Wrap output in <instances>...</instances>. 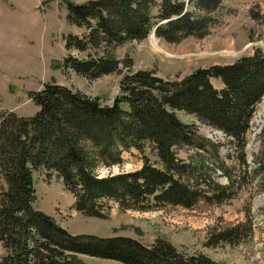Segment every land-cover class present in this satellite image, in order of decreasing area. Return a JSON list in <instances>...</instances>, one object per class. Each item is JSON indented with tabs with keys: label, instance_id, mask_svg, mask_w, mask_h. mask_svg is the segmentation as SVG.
Instances as JSON below:
<instances>
[{
	"label": "trees",
	"instance_id": "16d2710c",
	"mask_svg": "<svg viewBox=\"0 0 264 264\" xmlns=\"http://www.w3.org/2000/svg\"><path fill=\"white\" fill-rule=\"evenodd\" d=\"M223 1L65 0L68 21L84 30L81 37L69 34L65 47L87 53V58L70 55L62 66L89 79L122 73L121 62L111 55L115 47L146 39L154 27L168 42L204 37ZM252 15L264 22L258 11ZM125 63L132 66L131 59ZM122 74L121 96L111 105L54 82L30 92L40 108L35 115L1 113L0 180L5 185L0 192V242L6 253L0 264H85L76 254L126 264H219L205 254L180 253L163 239L146 245L128 236L72 234L36 208L39 170L48 179L56 173L74 194L75 208L98 217L106 216L112 202L121 209L143 211L158 205L192 208L201 201L219 205L243 187L232 177L222 184L205 170L204 154L222 166L220 142L202 135L196 123L183 121L177 111L222 130L246 164L247 134L264 96V50L256 48L232 63L199 68L180 79H164L150 70ZM213 78L223 86L215 87ZM181 147L195 153L183 157ZM132 148L143 155L141 169L100 175V166L121 163L123 152ZM152 152L158 164L150 160ZM257 162L254 171L264 186V141ZM247 230L248 224L239 222L216 231L208 243L237 245Z\"/></svg>",
	"mask_w": 264,
	"mask_h": 264
},
{
	"label": "rangeland",
	"instance_id": "374dc122",
	"mask_svg": "<svg viewBox=\"0 0 264 264\" xmlns=\"http://www.w3.org/2000/svg\"><path fill=\"white\" fill-rule=\"evenodd\" d=\"M82 4L89 0H71ZM264 16V0H224L214 14L216 23L204 37L189 36L179 42H168L156 34L146 39L128 41L114 48L111 55L121 62L122 73L137 70L154 71L164 79H180L199 68L228 64L264 50V22L253 18V12ZM65 0H0V115L13 111L19 116H32L39 106L30 92L40 91L47 83H59L81 90L102 103L111 105L121 96L122 73H112L89 79L67 72L64 60L72 55L87 58L77 49L67 50L69 34L83 36L84 30L71 24ZM262 19V18H261ZM152 37L157 40L153 44ZM96 56L102 53H93ZM131 59L132 66L125 60ZM215 87L223 84L212 79ZM124 108L128 105L122 103ZM185 122L197 124L199 132L220 142L222 166L214 164L210 154H204L206 171L217 181L229 183L232 177L243 185L236 197L223 203L201 201L192 208L176 205L155 206L149 210L121 209L112 202L105 217L91 216L75 208V196L56 173L48 179L46 173H35L36 208L53 217L72 234H93L101 237L128 236L146 245L163 239L180 253L205 254L219 264H264V186L254 171L264 141V96L257 104L251 128L247 134L244 159L237 144L222 131L201 123L194 115L177 111ZM195 151L181 147L183 157ZM150 160L159 163L155 153ZM123 161L100 166L101 176L137 171L142 168L143 155L135 148L124 151ZM5 185L0 180V192ZM246 222L250 230L243 233L237 245L208 243L216 231ZM6 250L0 242V260ZM85 264H126L113 258L76 254Z\"/></svg>",
	"mask_w": 264,
	"mask_h": 264
},
{
	"label": "bare ground",
	"instance_id": "6f19581e",
	"mask_svg": "<svg viewBox=\"0 0 264 264\" xmlns=\"http://www.w3.org/2000/svg\"><path fill=\"white\" fill-rule=\"evenodd\" d=\"M152 41H153V44H154V45H157V40H156L155 37H152Z\"/></svg>",
	"mask_w": 264,
	"mask_h": 264
}]
</instances>
